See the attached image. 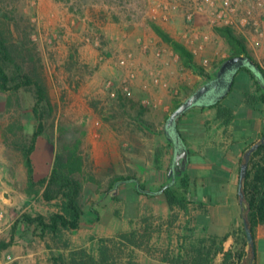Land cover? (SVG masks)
<instances>
[{"label":"rangeland","instance_id":"rangeland-1","mask_svg":"<svg viewBox=\"0 0 264 264\" xmlns=\"http://www.w3.org/2000/svg\"><path fill=\"white\" fill-rule=\"evenodd\" d=\"M221 3L0 0L1 14L16 11L14 27L32 33L52 101L48 112L40 108L45 131L31 155L35 180L50 175L58 154L75 153L82 164L77 178L85 212L80 230L65 233L58 245L48 236L44 239L37 226L22 221L24 214L48 217L57 208L44 200L42 191L29 193L22 149L29 146L39 119L33 111L34 90H21L22 121L16 133L8 131L10 114L0 116V243H11L0 251V264H70L71 251L80 248L99 258L100 239L139 229L146 220L155 232V257L136 250V261L127 255L125 264H163L160 257L167 253L187 254L198 248L216 253L224 249L222 241L196 232L194 208L188 213L178 210L177 219L172 221L160 202L137 193L136 183L116 182L119 177H133L151 190V180H159L163 170L169 173L155 163L156 153L164 157L166 144L171 143L165 138L166 118L203 89L208 78L216 80L222 60L235 54L218 29L231 28L264 69V35L256 31L258 25L264 30L263 12L248 0L240 3L237 13L220 19ZM73 6L77 14L71 10ZM153 25L183 44L207 77L185 65ZM226 77L222 74V80ZM220 88L218 93L225 86ZM254 91L258 94L256 85ZM204 92L199 98L203 102L211 97ZM4 110L5 99L0 98V113ZM18 140L21 148L12 145ZM179 168L176 183L185 175H178ZM172 179L169 174L166 184ZM93 210L98 211L99 220ZM231 253L228 260L217 253L213 264H244L238 252Z\"/></svg>","mask_w":264,"mask_h":264},{"label":"trees","instance_id":"trees-1","mask_svg":"<svg viewBox=\"0 0 264 264\" xmlns=\"http://www.w3.org/2000/svg\"><path fill=\"white\" fill-rule=\"evenodd\" d=\"M57 1L64 3L70 0ZM74 8L75 6H73L71 10L73 13L77 14L78 12L75 11ZM12 13L14 18H11L13 17ZM10 14H1L0 12V98L5 99V110L3 113H0V116L10 114L11 121L8 131L10 133H16V130L19 129L22 121L19 93L23 89L34 90L36 95V105L33 111L38 116L39 124L29 142V146L22 149L27 170L29 193L36 194L39 191H42L44 200L48 204L54 205V207L57 208V211L48 217L41 214L35 217L24 214L22 216V221L28 225L37 226L41 230L44 239L48 236L52 242L58 245V243L63 241L65 233L77 232L80 230L82 220L85 216L81 204L82 185L77 178V173L81 170L82 164L80 159L75 156V153L68 156L58 154L55 157L50 175L40 181L35 180V169L31 155L35 150L38 138L45 131L44 116L40 112V108L42 107V111L48 112L52 109V101L45 79L41 74V60L38 55L39 50L32 37V33L28 32V29L19 28V26L14 27V23L17 21V13L15 11ZM153 29L163 42L170 45L179 54L181 61L185 65L199 70L202 76L207 77L204 68L195 62L193 54L183 44L172 38L158 25H153ZM218 33L229 42L234 49L235 54L222 60L216 78L219 77L222 67L230 60L240 56L250 60L257 67L258 74L248 67L240 68L238 72L241 70L247 71L252 75L255 81L258 94H247L246 101L250 106L256 109L257 105L264 104V69L249 54L244 41L237 37L231 28L225 27L218 29ZM226 78L228 79V77ZM235 78L236 76L232 80V85L228 94L215 103L194 106L187 110L178 118L177 128L182 117L194 108L217 109L218 118L222 120L225 125L230 124L234 120V115L229 109L224 108L221 104L232 91ZM208 79L209 81L202 87L215 80L212 78ZM194 94L195 92L190 97ZM186 101L174 109V111L166 118V122ZM262 137H264V129L260 135V139ZM254 144L250 145L245 152H247ZM12 145L16 148L22 147L19 140L13 141ZM242 162H244V160ZM155 163L157 167L161 166V152L156 153ZM179 174L180 173H178V175ZM116 182L136 183L137 193L148 197H153L161 192L165 197L172 221L177 219L178 210L188 213L191 205L194 203L191 197L189 180L186 175L173 185H170V183L163 185L153 194L144 193V191H153L148 190L144 185L140 184V181L137 178L119 177L116 179ZM243 190L245 197L242 203V217L250 223L255 237L256 229L258 227L264 228V144H260L252 154ZM93 213L99 220L100 216L98 211L93 210ZM154 234L155 232L152 230L149 221L146 220L144 226L139 229L120 233L112 238L100 239L99 258H95L82 248L72 250L70 264H125L124 260L127 255H130V259L136 261V250L143 251L147 255L155 257L154 248L152 246ZM244 235L246 242L249 244L245 230ZM10 245L11 243L1 242L0 251H3ZM220 245L223 246V241ZM65 246L69 247V243L67 244V242H65ZM49 249H51L50 246ZM217 253L223 254L226 260L232 256L231 252L225 253L223 248H220L216 253H214L212 249L198 248L187 254H164L160 257V261L163 264H213L214 256L217 255ZM239 257L243 260L242 262L244 264H253L254 262L252 254L246 259H244L242 255H239Z\"/></svg>","mask_w":264,"mask_h":264},{"label":"crops","instance_id":"crops-1","mask_svg":"<svg viewBox=\"0 0 264 264\" xmlns=\"http://www.w3.org/2000/svg\"><path fill=\"white\" fill-rule=\"evenodd\" d=\"M254 86L251 74L245 70L237 73L232 91L221 104L234 115L228 125L218 118L217 109L212 108H194L182 117L178 130L186 145L188 160H183L179 173L187 175L189 180L196 232L202 237L223 241L226 252H238L244 259L252 254L253 264H264V228L256 229L253 254L245 239L239 198L245 151L259 139L264 129V104L254 109L246 101L247 94H256ZM165 138L171 142L166 132ZM166 145L162 166L169 169V173L163 170L159 180H151V190L165 185L169 174L174 176L172 167L170 170L174 145L172 142ZM148 199L160 202L169 211L163 194Z\"/></svg>","mask_w":264,"mask_h":264},{"label":"water","instance_id":"water-1","mask_svg":"<svg viewBox=\"0 0 264 264\" xmlns=\"http://www.w3.org/2000/svg\"><path fill=\"white\" fill-rule=\"evenodd\" d=\"M243 67H248L252 69L253 71H255L256 73L258 72L257 67L250 60L242 56L236 57L233 60H230L222 67L219 73V77L216 80L204 86V88L200 89V91H197L179 109H177L166 122V125H165L166 136L173 143L174 149H175V155L172 161V170L174 172V176H173V179L170 185H173L176 183L177 167H179L182 164L184 159L188 160V151H187L186 145L177 128L178 118L184 112L193 108L194 106L207 105V104L215 103L221 100L226 94H228L231 88V85H232L233 78L237 75L238 70ZM224 73L227 74L228 79L225 78L224 80H222V74ZM221 86H225L224 91H222L221 93H218L219 90L221 89L220 88ZM203 91H205L204 93L208 91L207 94L211 96L209 100L204 101V102L199 100ZM260 144H264V137H262L259 142L255 143L244 155V162L241 165L240 180H239V198H240L241 204L243 203L244 197H245L243 189H244V182L247 178L249 163L251 161L252 154L260 146ZM144 193L153 194L154 192L144 191ZM157 194H161V192ZM244 225H245V231H246L248 242L250 244V247L252 248L253 254H255V237L253 235L250 223L246 219L244 220Z\"/></svg>","mask_w":264,"mask_h":264},{"label":"built area","instance_id":"built-area-1","mask_svg":"<svg viewBox=\"0 0 264 264\" xmlns=\"http://www.w3.org/2000/svg\"><path fill=\"white\" fill-rule=\"evenodd\" d=\"M210 1L211 4L214 6L216 0H210ZM245 1L248 0H221L222 3L218 18L222 19L223 17H227L228 14L230 13H237L239 11L240 3H244ZM252 2H253V7L261 10L264 16V0H252ZM245 22L247 23L248 21L244 20V23ZM256 31H258L260 35L262 36L264 35V30H262L261 27H259V25L257 26Z\"/></svg>","mask_w":264,"mask_h":264}]
</instances>
